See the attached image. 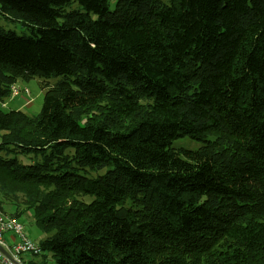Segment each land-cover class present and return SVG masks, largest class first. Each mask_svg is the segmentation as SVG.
<instances>
[{
    "label": "trees",
    "instance_id": "trees-1",
    "mask_svg": "<svg viewBox=\"0 0 264 264\" xmlns=\"http://www.w3.org/2000/svg\"><path fill=\"white\" fill-rule=\"evenodd\" d=\"M0 14L30 31L0 25V212L47 233L25 264H264V0ZM35 77L40 112L5 111Z\"/></svg>",
    "mask_w": 264,
    "mask_h": 264
},
{
    "label": "rangeland",
    "instance_id": "rangeland-1",
    "mask_svg": "<svg viewBox=\"0 0 264 264\" xmlns=\"http://www.w3.org/2000/svg\"><path fill=\"white\" fill-rule=\"evenodd\" d=\"M166 2L169 0H165ZM116 5V0H110L111 9ZM77 3L73 7H76ZM0 25L4 29H12L17 31L21 35L29 36L30 31L23 26L19 21H11L6 19L0 14ZM51 81H55L54 78H50ZM19 83L23 86H27L30 90V96H27L25 93H21L19 96L14 98L9 97L5 100L2 108L5 111L10 109H22L30 114H38L41 110L44 95L47 91L46 88H43L38 77L31 78L30 80H19ZM32 105L29 106L31 102ZM30 102V103H29ZM25 105V106H24ZM202 141L196 140L190 136H180L173 140L172 146L175 148L186 147L190 149H197L202 145ZM6 213L12 212V208L5 206ZM21 220L25 223V231L29 237L35 241H40L47 233L34 221L29 214L23 215ZM37 258L41 257L40 255L36 256Z\"/></svg>",
    "mask_w": 264,
    "mask_h": 264
},
{
    "label": "built area",
    "instance_id": "built-area-1",
    "mask_svg": "<svg viewBox=\"0 0 264 264\" xmlns=\"http://www.w3.org/2000/svg\"><path fill=\"white\" fill-rule=\"evenodd\" d=\"M21 91L29 93L27 87L15 84L11 89V94L17 96ZM0 246L4 247L12 256L10 258L0 250L1 264H17L23 254L41 252L40 244L26 233L25 223L13 215L2 212H0Z\"/></svg>",
    "mask_w": 264,
    "mask_h": 264
},
{
    "label": "water",
    "instance_id": "water-1",
    "mask_svg": "<svg viewBox=\"0 0 264 264\" xmlns=\"http://www.w3.org/2000/svg\"><path fill=\"white\" fill-rule=\"evenodd\" d=\"M0 250H2L8 257L12 258L11 254L2 246H0ZM17 264H22L17 262Z\"/></svg>",
    "mask_w": 264,
    "mask_h": 264
},
{
    "label": "bare ground",
    "instance_id": "bare-ground-1",
    "mask_svg": "<svg viewBox=\"0 0 264 264\" xmlns=\"http://www.w3.org/2000/svg\"><path fill=\"white\" fill-rule=\"evenodd\" d=\"M38 254H39V253H37V255H38ZM31 258H32V257H31ZM34 258L40 260V259L42 258V256L39 257V258H37L36 256H34ZM29 259H30V258H29ZM23 261L25 262V258H23V257H20V259L18 260L19 263L25 264Z\"/></svg>",
    "mask_w": 264,
    "mask_h": 264
},
{
    "label": "crops",
    "instance_id": "crops-1",
    "mask_svg": "<svg viewBox=\"0 0 264 264\" xmlns=\"http://www.w3.org/2000/svg\"><path fill=\"white\" fill-rule=\"evenodd\" d=\"M30 102H31V101H30ZM30 102H29V103H30ZM32 104H33V103L31 102V103L29 104V106L32 105ZM9 237H10V236H9ZM37 242H39V241H37ZM21 257L25 258V260H26V259H28V258H31L32 255H30V254H23Z\"/></svg>",
    "mask_w": 264,
    "mask_h": 264
}]
</instances>
